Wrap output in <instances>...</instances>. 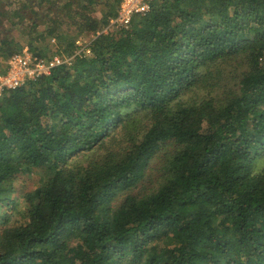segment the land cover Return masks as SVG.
Instances as JSON below:
<instances>
[{
    "label": "trees",
    "instance_id": "16d2710c",
    "mask_svg": "<svg viewBox=\"0 0 264 264\" xmlns=\"http://www.w3.org/2000/svg\"><path fill=\"white\" fill-rule=\"evenodd\" d=\"M103 1L0 0L1 70L92 37L0 99V264H264V0Z\"/></svg>",
    "mask_w": 264,
    "mask_h": 264
},
{
    "label": "built area",
    "instance_id": "2783aa9c",
    "mask_svg": "<svg viewBox=\"0 0 264 264\" xmlns=\"http://www.w3.org/2000/svg\"><path fill=\"white\" fill-rule=\"evenodd\" d=\"M153 1L122 0L116 14L110 18L108 27L103 29V32H107L109 28H128L135 15H145L149 11ZM90 41L80 38L76 42L78 48L75 54L56 53L50 59L33 55L28 48L13 54L8 59L6 69H0V99L6 90L16 89L37 81L62 64L71 65L76 56L90 55Z\"/></svg>",
    "mask_w": 264,
    "mask_h": 264
},
{
    "label": "rangeland",
    "instance_id": "374dc122",
    "mask_svg": "<svg viewBox=\"0 0 264 264\" xmlns=\"http://www.w3.org/2000/svg\"><path fill=\"white\" fill-rule=\"evenodd\" d=\"M101 1H103V0H101ZM118 5L119 4H118L117 0H108L107 2L103 1L101 3V5L97 6V8H96L97 11H96L95 15L98 17H101L103 15V12H102L103 9H110V11H114L116 13L118 10ZM80 38H85L86 40L92 39V37L90 35L87 37H80ZM51 42H52L51 44L49 43L50 47H49V49H47V51L50 49H51L50 51H57V50L63 51L65 49L64 46L61 45L60 42H58L57 39H55V41H53V39H52ZM25 48H28V46H25L23 49H25ZM47 53L49 54V51ZM63 53L68 55L65 51ZM2 61L5 63L4 59ZM4 63H2V64H4ZM0 69H2V66H0ZM38 180H39V176L36 173L19 175L16 178L15 183H14L15 188H16L15 190L17 192L16 194L19 195V194H24V193L32 191L34 189V187L36 186V183ZM148 180H149V178H148ZM153 184L154 183L152 182V180H150L147 182V184L143 188L141 186V189L152 187Z\"/></svg>",
    "mask_w": 264,
    "mask_h": 264
}]
</instances>
